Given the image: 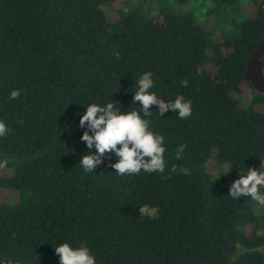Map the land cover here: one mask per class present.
<instances>
[{"label": "trees", "instance_id": "obj_1", "mask_svg": "<svg viewBox=\"0 0 264 264\" xmlns=\"http://www.w3.org/2000/svg\"><path fill=\"white\" fill-rule=\"evenodd\" d=\"M120 2L0 0V121L10 129L0 137V259L59 264L55 247L83 243L96 264H264V206L228 196L264 163V92L244 79L264 41V0H212L204 22ZM145 72L158 97L192 102L184 120L156 106L144 117L164 137V172L117 175L109 153L85 173L80 117L110 102L143 115L133 95ZM144 204L159 218L139 216Z\"/></svg>", "mask_w": 264, "mask_h": 264}, {"label": "clouds", "instance_id": "obj_2", "mask_svg": "<svg viewBox=\"0 0 264 264\" xmlns=\"http://www.w3.org/2000/svg\"><path fill=\"white\" fill-rule=\"evenodd\" d=\"M151 72H145L137 81L138 89L134 92L133 103L139 102L140 111L133 110L122 113L115 103H107L106 106L90 104L86 107L79 119V127L86 129L81 141L88 148V153L82 155L79 165L85 173L94 172L96 166L103 162L107 154L117 156L118 162L110 164L117 175H138L141 170L145 173H163L166 167L164 159V137L150 130V120L144 117L151 116V106H156L157 112L163 116L171 110L178 114L179 119H187L192 115L191 101L185 100L183 95L176 96L174 101L166 102L151 92L154 82ZM187 80H182V86H186ZM20 90H13L9 99H18ZM22 123V121H20ZM10 132L7 125L0 121V137ZM91 133V134H89ZM186 145H180L176 150V158L180 159ZM95 148V154L92 149ZM264 167L262 163L261 168ZM260 168V169H261ZM248 168L245 175L235 180L230 188L228 196L236 200L239 197L250 196L259 206H264V171ZM139 216L150 220L159 218L158 206L144 204L139 207ZM59 257V264H96V259L90 249L83 243L73 247L69 243H61L54 248ZM0 264H15L5 257L0 259Z\"/></svg>", "mask_w": 264, "mask_h": 264}, {"label": "rangeland", "instance_id": "obj_3", "mask_svg": "<svg viewBox=\"0 0 264 264\" xmlns=\"http://www.w3.org/2000/svg\"><path fill=\"white\" fill-rule=\"evenodd\" d=\"M123 4V10H128L129 8L139 7L142 11L148 13H156L157 10L163 8L173 12L181 13V14H190L193 17H196L199 21L204 22L206 14L212 10L213 2L212 0H187L184 4H179L176 0H121L120 4ZM249 3L244 7L247 9L249 7ZM105 13L107 14L110 20H113L115 15L113 12L112 6L103 7ZM209 28L215 30V32L219 33L220 28L217 27V22L213 16H209ZM221 24V25H220ZM218 25L223 26L226 30L224 31V36L228 38L230 35L234 34V31L230 28V26L224 21V18H220L218 21ZM212 165V162L209 163V166ZM10 201H12V197L7 194Z\"/></svg>", "mask_w": 264, "mask_h": 264}, {"label": "water", "instance_id": "obj_4", "mask_svg": "<svg viewBox=\"0 0 264 264\" xmlns=\"http://www.w3.org/2000/svg\"><path fill=\"white\" fill-rule=\"evenodd\" d=\"M264 17V12H263ZM264 56V41H261L255 51L250 54L246 62L244 79L248 81L253 89L258 92H264V74L261 58Z\"/></svg>", "mask_w": 264, "mask_h": 264}, {"label": "flooded vegetation", "instance_id": "obj_5", "mask_svg": "<svg viewBox=\"0 0 264 264\" xmlns=\"http://www.w3.org/2000/svg\"><path fill=\"white\" fill-rule=\"evenodd\" d=\"M263 57H264V56H263ZM263 57H262V58H263ZM262 58H261V59H262ZM263 74H264V73H263ZM261 93H262V92H261Z\"/></svg>", "mask_w": 264, "mask_h": 264}]
</instances>
